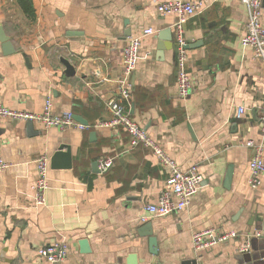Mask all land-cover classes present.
Wrapping results in <instances>:
<instances>
[{
    "label": "crops",
    "instance_id": "crops-1",
    "mask_svg": "<svg viewBox=\"0 0 264 264\" xmlns=\"http://www.w3.org/2000/svg\"><path fill=\"white\" fill-rule=\"evenodd\" d=\"M202 9L185 24L189 46L190 96H178L174 14H162L155 0H0V103L40 114L72 112L89 126L46 128L40 122L5 119L2 153L9 164L0 174V264H53L38 250L53 241L69 246L54 264H246L242 256L264 249V175L249 186V141L264 142V62L241 44L247 8L239 0H200ZM264 25V0H262ZM143 39L132 74L131 115L183 168L198 166L203 181L190 205L142 222L144 207L158 200L167 171L152 152L130 150V136L98 126L112 116L107 102L118 96L125 36ZM172 32V48L160 39ZM129 36V37H130ZM14 52L4 54L2 39ZM74 67L68 74L63 60ZM244 114L235 116L237 107ZM95 133V136H91ZM69 154V156H67ZM49 160L46 203L36 202L37 160ZM112 159L108 171L94 166ZM264 158V151H263ZM232 170L230 185L228 172ZM153 225L158 253L149 250ZM215 229L238 233L226 243L196 250L193 234ZM259 231V232H258ZM87 240L89 252L81 249Z\"/></svg>",
    "mask_w": 264,
    "mask_h": 264
},
{
    "label": "built area",
    "instance_id": "built-area-1",
    "mask_svg": "<svg viewBox=\"0 0 264 264\" xmlns=\"http://www.w3.org/2000/svg\"><path fill=\"white\" fill-rule=\"evenodd\" d=\"M157 9L162 14H174L176 22L173 24V32L176 47L177 77L176 86L179 98L187 99L193 90V80L187 69L189 57L188 44L185 38V24L187 20L196 15L203 7L200 0H155ZM247 8V23L241 44L252 50L254 56L264 62V25L262 21V0H239ZM156 34L152 27L143 31L141 36H130L123 51V72L120 79L118 96L107 102V107L112 116L109 120L100 122L98 126L111 128H123L130 136V150L143 147L152 152L160 167L167 171L166 187L156 202L145 205V214L140 217L142 222L151 218L166 216L177 213L187 208L192 198L198 193L203 181V175L199 172L198 166L194 165L183 169L177 161L171 157L163 146L154 139L131 115V92L132 74L134 73L140 54L143 39L146 36ZM245 112L244 107H237L235 116L240 118ZM5 119L20 121L40 122L46 128H75L86 130L84 125L75 119L72 112H65L56 115L52 112V103L48 99L42 113L21 112L12 110L0 103V126ZM261 125L264 131V109L261 115ZM247 147L255 150L253 158L249 162L250 179L249 186L256 189L262 183L264 175V142L255 144L252 141L246 143ZM47 156H40L37 160L38 178L33 185L36 202L39 205L46 203V193L49 188ZM113 165L112 159L104 158L98 162L99 169L108 171ZM9 164L3 157L2 137L0 135V174L7 169ZM260 235V234H258ZM238 236L235 231L221 232L215 229H207L193 234V245L196 250L212 249L222 245L230 239ZM242 248V252L249 249V237ZM69 253V246L64 241H53L43 245L38 254L50 263H59L66 259Z\"/></svg>",
    "mask_w": 264,
    "mask_h": 264
},
{
    "label": "water",
    "instance_id": "water-1",
    "mask_svg": "<svg viewBox=\"0 0 264 264\" xmlns=\"http://www.w3.org/2000/svg\"><path fill=\"white\" fill-rule=\"evenodd\" d=\"M131 35L130 31H127L125 36L129 37ZM160 39H162L163 41H168L169 44H166L167 48H172L173 46V42H172V32L171 30H164L159 34ZM3 42V52L4 54H11L14 52V48L12 46V43L9 40H6L5 38L2 39ZM189 49V46H188ZM63 63L66 66V71L68 74H74L75 69L73 67V65L66 59L63 60ZM75 119L84 124V125H88L87 121L84 120L82 117L75 115ZM29 124L32 125V122L29 121ZM91 136H95V133H92ZM67 156H69V154H67ZM94 166H98V163H95ZM231 178H232V170H230L228 172L227 175V183L228 186L230 185L231 182ZM259 232V231H258ZM140 236L142 237H148V244H149V250L152 254L156 255L158 253V240L157 238L153 235V225L151 222L147 223L146 225H144L143 227H141L140 229ZM258 238H264V235H252ZM250 244L252 245V253H248L246 255L242 256V263H246V264H264V249L261 251H257V249L254 247V241L249 239ZM80 246L81 249L84 252H89V244L87 240H82L80 241ZM127 264H137V257L136 254H132L127 258ZM190 264H196L195 261L191 262Z\"/></svg>",
    "mask_w": 264,
    "mask_h": 264
}]
</instances>
